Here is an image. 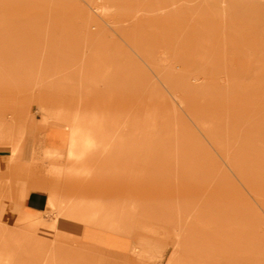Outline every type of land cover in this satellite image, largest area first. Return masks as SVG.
I'll list each match as a JSON object with an SVG mask.
<instances>
[{
  "label": "rangeland",
  "instance_id": "obj_1",
  "mask_svg": "<svg viewBox=\"0 0 264 264\" xmlns=\"http://www.w3.org/2000/svg\"><path fill=\"white\" fill-rule=\"evenodd\" d=\"M171 1L0 0V153L64 136L70 188H128L132 215L158 223L134 229L163 247L151 264H229L211 253L227 240L210 216L220 192L251 205L264 249V0ZM40 251L75 264L56 243Z\"/></svg>",
  "mask_w": 264,
  "mask_h": 264
},
{
  "label": "crops",
  "instance_id": "obj_2",
  "mask_svg": "<svg viewBox=\"0 0 264 264\" xmlns=\"http://www.w3.org/2000/svg\"><path fill=\"white\" fill-rule=\"evenodd\" d=\"M195 1L172 0L169 9L190 8ZM151 11L149 8L136 10L132 21ZM68 149L66 137L34 132L11 159L8 153H0V187L7 181L10 192H0V249H3L0 259H12V264H49L46 252L42 255L40 250L50 243L67 250V260L75 264H99L98 260L101 264H118V258L127 259L131 264L141 260L151 264L161 259L163 247L154 238L134 230L146 228L157 234L159 226L132 215L130 189L117 191L86 186L75 192L69 187ZM253 193L264 205V192ZM122 196L125 198L121 203L117 198ZM73 200L77 203L75 206L70 205ZM118 204L123 206L118 208ZM250 213L254 216L247 200L232 191L220 192L211 201L213 227H217L219 218L227 221L223 231L215 229L226 235L229 229H253L255 221ZM163 234L166 235L165 231ZM126 237H131L132 242ZM228 243V237L226 242H213V256H222L229 264H243L244 252L229 250ZM117 251L128 253L117 256ZM6 253L11 256H5Z\"/></svg>",
  "mask_w": 264,
  "mask_h": 264
},
{
  "label": "bare ground",
  "instance_id": "obj_3",
  "mask_svg": "<svg viewBox=\"0 0 264 264\" xmlns=\"http://www.w3.org/2000/svg\"><path fill=\"white\" fill-rule=\"evenodd\" d=\"M56 1V0H55ZM61 1H64V0H61ZM90 14V13H89ZM89 16H91V15H89ZM89 19V18H88ZM197 20V19H196ZM163 21V20H162ZM138 23V22H137ZM150 23H151V21H150ZM196 23H197V21H196ZM216 24V23H215ZM87 25V24H86ZM141 26V25H140ZM147 26V25H146ZM152 26V25H151ZM156 26V25H155ZM214 26V25H213ZM218 26V25H217ZM220 26V25H219ZM147 28V27H146ZM152 28V27H151ZM198 28V27H197ZM217 28V27H216ZM141 29V28H140ZM153 29H155V27L153 28ZM156 29H157V27H156ZM218 29V28H217ZM224 29H225V27H224ZM213 30H215V28L213 29ZM222 30V29H221ZM221 30H220V32H221ZM156 31V30H155ZM218 32V31H217ZM139 33V32H138ZM141 33V32H140ZM200 35V34H199ZM202 35V34H201ZM214 35V34H213ZM218 35V34H217ZM215 36V35H214ZM221 36V35H220ZM141 39V38H140ZM139 40V39H138ZM142 40V39H141ZM199 40V38H197V41ZM216 40V39H215ZM200 41V40H199ZM143 42V41H142ZM141 43V42H140ZM216 43V42H215ZM219 43V42H218ZM135 44H136V47L137 46H139L138 45V43H137V41L135 42ZM141 45V44H140ZM214 49V48H213ZM244 49V48H243ZM213 52V51H212ZM214 54V53H213ZM225 55V54H224ZM219 56V55H218ZM220 57V56H219ZM252 58V57H251ZM225 61V60H224ZM263 68V67H262ZM257 73V72H256ZM254 76V75H253ZM9 145V144H8ZM9 187H8V182L7 181H5L4 183H3V185H1V187H0V192L1 191H4V190H6V189H8ZM25 198V197H24ZM24 200V199H23ZM243 230V231H242ZM250 230H249V228H244V229H229V231H228V235H227V237H228V240H229V243L227 244V246H228V248L230 249V250H234V251H243L244 253H251V252H253L254 254H255V251H256V247H255V245L256 246H258L259 247V253H260V258H259V260H257V261H254V260H252V261H250V262H248L247 264H264V249H263V245H262V242H261V240H259V239H256V238H254L250 233H251V231L249 232ZM242 232H243V234H242ZM241 241H244V244L242 245L240 242ZM254 244V245H253ZM261 247V248H260ZM117 253V252H116ZM118 254L119 253H117L116 255L118 256ZM254 257H255V255H253ZM98 262H99V264H101L100 263V261L98 260ZM96 263V262H95Z\"/></svg>",
  "mask_w": 264,
  "mask_h": 264
}]
</instances>
